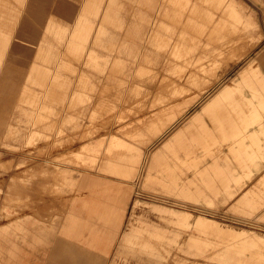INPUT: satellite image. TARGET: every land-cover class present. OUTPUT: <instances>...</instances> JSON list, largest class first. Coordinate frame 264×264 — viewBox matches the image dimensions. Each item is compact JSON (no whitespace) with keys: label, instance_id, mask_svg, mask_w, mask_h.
Segmentation results:
<instances>
[{"label":"crops","instance_id":"obj_1","mask_svg":"<svg viewBox=\"0 0 264 264\" xmlns=\"http://www.w3.org/2000/svg\"><path fill=\"white\" fill-rule=\"evenodd\" d=\"M10 1L8 15L20 4ZM78 2L73 10L71 0H22L19 39L0 67V124L8 127L10 137H18L9 119L14 86L8 74L28 43L26 38L41 29L40 43L18 92L16 107L25 120L17 122L48 132L30 131L26 143L61 134L66 125L80 127L75 115L82 113L93 94L103 98L112 89L122 99H131L126 116L115 114L117 122L133 114L119 123L127 139L112 135L90 141L74 153L92 171L74 179L59 172L63 183L54 189L74 193L65 211L46 217L26 215L0 225V264H113L114 255L157 264L173 247L188 255H210L219 264H264L261 233L233 229L232 253L213 254L207 235L179 230L178 212L165 206L154 210L170 227L142 215L121 232L134 178L147 194L183 207H193L195 199L201 211L229 202L264 164V52L258 54V64L251 58L230 83L183 117L206 89L209 70L241 58L253 36L251 30L257 28L245 6L238 0ZM65 16L72 19L69 26L61 20ZM12 33L5 39L7 48ZM98 49L113 56L108 60ZM75 63L102 79L96 82L91 73L76 72ZM67 72H76L74 81ZM100 106L110 112L115 107ZM96 117L93 110L91 122ZM178 121L159 146L144 152ZM1 143L8 145L5 140ZM263 205L264 174L231 210L253 217ZM196 224L197 230H205L202 220ZM182 232L187 237L180 242ZM218 242L224 247L225 238Z\"/></svg>","mask_w":264,"mask_h":264},{"label":"rangeland","instance_id":"obj_2","mask_svg":"<svg viewBox=\"0 0 264 264\" xmlns=\"http://www.w3.org/2000/svg\"><path fill=\"white\" fill-rule=\"evenodd\" d=\"M20 2L17 5L19 10H15L13 14L8 15L5 13L3 7H6L10 0H0L2 5L0 9V67L6 60L7 55L13 49L17 39H19V29L22 25L23 6L22 0H16ZM245 6V13L250 15L254 22L257 24V28L251 30L250 40H247L244 52L240 54V59H229L217 69L209 70V80L205 85L206 89L201 91L200 95L196 98L195 102L189 106L188 111L183 116L188 117L195 110L201 107V104L206 102L214 92L220 88L223 84H228L237 76L242 68L245 67L247 62L251 58H255V63L258 64V54L264 52V0H238ZM73 10L78 6V0H71ZM21 8V9H20ZM131 9V6H128ZM72 10V11H73ZM62 22L65 25L71 24V17H61ZM43 22H41V25ZM13 32V33H12ZM41 29L35 32L27 39L28 43L23 45L22 50L17 54V57L13 63V66L8 74V78L14 86L11 91L10 103L8 104V112H10L9 119L12 125L18 130L17 138H12L8 135V127L0 124V225L6 224L10 221H14L18 218H22L26 215H36L41 217L42 215L52 216L60 214L66 209L68 203L67 199L74 193L69 189L63 191L55 190L56 184L62 186L63 178L59 172L63 171L68 173V176L72 179L76 178L79 173L85 170L92 171L88 167V164L82 162L80 159L74 157V153L81 151L83 146L90 141H96L99 139L106 140L112 135H115L124 140L127 136L122 133V128L119 126L120 122L127 121L131 116L126 117L124 120L117 122L115 114L120 112L127 115V108L130 104L129 97L123 99L115 94L114 90H110L108 94L101 95L95 93L91 96V99L83 106L82 113L78 116L75 115L76 111L69 110V112L77 118L81 123L80 127L74 128L71 125L63 127L64 132L61 134H52L48 139L44 137L38 138L32 143H26V136L30 131L44 130L40 127H33L26 125L25 122L18 123L17 120H25V117L21 115L20 111L16 107L19 89L23 86L25 80L24 75L28 67L30 66L34 52L40 43ZM10 41L8 48L5 46L7 41L5 39L8 35ZM12 46V47H11ZM99 53L108 60L113 56V53L106 52L98 49ZM76 72L85 71L91 73L96 82L102 79L97 73L91 69L75 63ZM127 66L134 67L133 64ZM76 72H67L66 75L73 81L76 78ZM37 89V88H36ZM38 90V89H37ZM108 103V105H114V109L110 112V108L106 106H100V104ZM25 108L29 109V106L25 105ZM56 109L62 111L60 104L55 105ZM93 110L97 111V117L91 122L90 114ZM137 116V115H136ZM58 117L54 116L53 119ZM182 119H180L181 121ZM176 122L171 128L156 141L144 147V152L150 151L156 146H159L160 142L172 131L175 126L179 124ZM56 129V127H55ZM2 140H5L8 145H2ZM226 146L222 150H226ZM264 174V164H261V168L256 172L252 178L245 183L243 188L224 205H218L214 208H208L205 210H199L196 205L198 201L193 199V207L188 205L183 207L178 203L174 205L169 201L161 200L154 197L151 193L147 194L140 190L139 182L137 179H132L131 183L134 185V190L130 198V203L125 214L124 223L121 232L127 229V227L133 222L134 218L145 215L149 220L156 221L163 227H170L168 223L159 218V212L154 210L155 206L160 205L161 208H171L178 212V226L179 230L185 231V229H193L191 233H197L199 236H206L209 238L210 253L216 254L225 250L227 253H232L235 243L233 242V229L234 230H252L264 235V205L250 217L247 213H236L231 210L235 201L247 190L252 189L258 184L262 175ZM263 188V187H258ZM184 201L185 199H180ZM248 199H244L247 201ZM137 201L136 205H134ZM186 211L188 213H181ZM41 214V216H40ZM168 215V214H166ZM168 217V216H167ZM203 221V228L205 230H197L196 221ZM131 221V222H130ZM190 222L189 225H185V222ZM224 229V232L223 230ZM221 233V234H220ZM225 238L224 247L218 244V238ZM187 237V232H182L179 238L180 242H183ZM119 238L116 240L113 248V254L118 246ZM238 247V246H237ZM240 252V247L237 248ZM247 251V248L246 250ZM242 250V252H245ZM113 264H156L155 262H148L146 260L139 261L130 256H113ZM157 264H219L213 260L210 255L208 257H201L195 255H188L174 247L171 248L169 255Z\"/></svg>","mask_w":264,"mask_h":264},{"label":"bare ground","instance_id":"obj_3","mask_svg":"<svg viewBox=\"0 0 264 264\" xmlns=\"http://www.w3.org/2000/svg\"><path fill=\"white\" fill-rule=\"evenodd\" d=\"M2 5L4 6V5H6V4H4V3H0V9L2 8ZM8 5V4H7ZM7 5H6V7H3L4 8V10H5V13H6V11L8 10V8L9 7H7ZM2 8V9H3Z\"/></svg>","mask_w":264,"mask_h":264}]
</instances>
